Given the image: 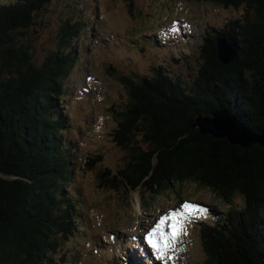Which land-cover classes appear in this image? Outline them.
<instances>
[{
    "label": "trees",
    "instance_id": "1",
    "mask_svg": "<svg viewBox=\"0 0 264 264\" xmlns=\"http://www.w3.org/2000/svg\"><path fill=\"white\" fill-rule=\"evenodd\" d=\"M195 1L242 11L206 34L187 82L161 67L150 76H120L127 99L113 111L111 137L128 159L116 175L106 168L98 176L102 186L154 193L197 183L216 201L209 210L215 214L196 221L205 253L199 264H264V146L231 144L191 126L198 113L227 109L249 129L264 130V0ZM50 2H0V264H50L58 237L75 229L76 205L67 188L74 146L62 134L70 122L60 101L74 59L69 42L86 28L67 21L57 47L37 64L22 35ZM221 36L238 45L226 63L218 57ZM236 194L239 204L233 203ZM209 204L200 203L203 210ZM116 239L109 241L117 246ZM131 248L120 264L145 260Z\"/></svg>",
    "mask_w": 264,
    "mask_h": 264
},
{
    "label": "rangeland",
    "instance_id": "2",
    "mask_svg": "<svg viewBox=\"0 0 264 264\" xmlns=\"http://www.w3.org/2000/svg\"><path fill=\"white\" fill-rule=\"evenodd\" d=\"M241 11V7L195 0H131V8L129 0H51L37 12L22 35L37 64L57 47L60 28L67 21H79L86 28L69 42L74 59L63 80L65 93L60 101L70 122L62 134L74 146L67 188L76 205L72 210L75 229L58 237L60 244L50 264H120L131 248L129 239L136 242L130 253L139 261L145 259L141 264L153 260L199 264L204 259L196 221L207 212L214 213L209 210L215 209L216 201L209 190L192 181L159 193L143 187L112 188L102 186L98 174L108 168L116 175L128 159V151L111 137L116 126L113 111L123 108L127 99L120 76H150L153 68L161 67L187 82L199 66L206 34ZM241 201L234 195L233 203ZM184 202L196 206L188 216L190 222L177 238L170 239L171 247L158 254L145 239L146 233ZM201 202L211 205L203 212ZM217 206L226 208L221 202ZM170 224L171 220H165L154 233L158 244L164 243L161 233L170 236ZM113 237L121 245L112 244Z\"/></svg>",
    "mask_w": 264,
    "mask_h": 264
},
{
    "label": "water",
    "instance_id": "3",
    "mask_svg": "<svg viewBox=\"0 0 264 264\" xmlns=\"http://www.w3.org/2000/svg\"><path fill=\"white\" fill-rule=\"evenodd\" d=\"M218 57L228 62L237 52L238 45L234 38H217ZM201 133H209L215 137H225L231 144L248 147L253 143L264 146V130L256 132L249 129L244 122L227 109H219L210 114L199 113L191 123Z\"/></svg>",
    "mask_w": 264,
    "mask_h": 264
},
{
    "label": "snow or ice",
    "instance_id": "4",
    "mask_svg": "<svg viewBox=\"0 0 264 264\" xmlns=\"http://www.w3.org/2000/svg\"><path fill=\"white\" fill-rule=\"evenodd\" d=\"M195 207V205L184 202L182 205H180L179 209L171 210L167 215L161 216L155 227L146 233L145 239L151 245V247L157 251L158 254L162 253L164 249L171 247L169 242L170 239L177 238L181 231L186 230L185 223L190 222L188 221V216ZM165 220H171V233L170 236L161 233V238L164 243L163 245H160L154 240L153 236L154 233L161 228Z\"/></svg>",
    "mask_w": 264,
    "mask_h": 264
},
{
    "label": "bare ground",
    "instance_id": "5",
    "mask_svg": "<svg viewBox=\"0 0 264 264\" xmlns=\"http://www.w3.org/2000/svg\"><path fill=\"white\" fill-rule=\"evenodd\" d=\"M139 208V207H138Z\"/></svg>",
    "mask_w": 264,
    "mask_h": 264
}]
</instances>
